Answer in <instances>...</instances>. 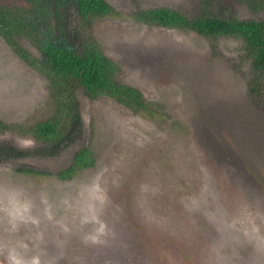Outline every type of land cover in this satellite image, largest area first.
Instances as JSON below:
<instances>
[{"label":"rangeland","instance_id":"rangeland-1","mask_svg":"<svg viewBox=\"0 0 264 264\" xmlns=\"http://www.w3.org/2000/svg\"><path fill=\"white\" fill-rule=\"evenodd\" d=\"M107 1L115 11L85 33L157 113L79 89L83 139L41 155L24 129L54 114L51 81L0 35V144L35 154L0 162V264H264V94L251 91L258 76L243 41L136 15H198L201 0ZM228 6L264 18L246 1ZM85 145L95 165L60 178Z\"/></svg>","mask_w":264,"mask_h":264},{"label":"trees","instance_id":"trees-1","mask_svg":"<svg viewBox=\"0 0 264 264\" xmlns=\"http://www.w3.org/2000/svg\"><path fill=\"white\" fill-rule=\"evenodd\" d=\"M231 1H246L253 10H264V0H201L202 12L198 15L168 6L146 10L139 7L136 15L151 24L187 28L206 37L240 38L258 76L251 91L263 95L260 80L264 77V18L242 19L228 12ZM114 11L107 0H0V35L51 81L54 114L24 129L42 143L38 152L41 155L58 156L83 139L79 89L93 99L107 95L133 110L157 113L155 103L147 101L139 88L118 81L117 63L93 36L85 33L94 17L108 16ZM21 37L36 46L40 58H34L21 45ZM34 155L33 151L13 144H0V162ZM94 165V151L85 145L76 150L70 166L57 175L63 180L71 179ZM20 170L39 173L27 166Z\"/></svg>","mask_w":264,"mask_h":264}]
</instances>
